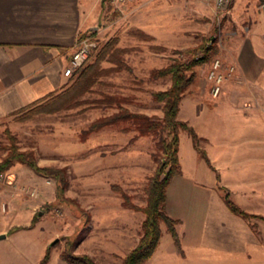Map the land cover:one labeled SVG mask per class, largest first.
I'll return each instance as SVG.
<instances>
[{"label":"rangeland","instance_id":"obj_1","mask_svg":"<svg viewBox=\"0 0 264 264\" xmlns=\"http://www.w3.org/2000/svg\"><path fill=\"white\" fill-rule=\"evenodd\" d=\"M263 2L231 0L229 10L220 11L205 0H130L124 4L104 0L99 25L93 31L97 46L79 71L43 104L0 119V162L9 147L16 145L21 151L33 152L37 164L51 170L41 174L15 163L7 171V179L0 177V228L9 225L16 212L23 222L31 220L30 226L35 218L36 231L52 235V242L59 239L48 246L52 252L56 248L60 255L65 251L88 255L97 264H122L138 244L145 219L142 211L124 207L123 202L146 206L150 180L164 157L160 141L164 133L140 134L131 120L99 125L120 109L162 120L164 102L156 100L154 93L168 89L171 78L156 77L155 72L175 61L196 60L207 48L209 60L193 68L178 119L187 123L183 103L197 100L198 90L205 91L203 103H219L224 87L219 97L211 95L207 79L211 61L219 58L226 67H236L225 60L233 51L234 33L244 34L263 16ZM83 69H87L85 74H81ZM235 72L230 79H235ZM252 98L253 110L228 119L229 127L239 135L245 131L262 139L261 143L237 145L245 151L237 161L243 168L220 173L208 155L216 158V145L199 137L198 146L206 152L211 168L184 129L179 131V161L185 178L205 185L216 181L214 190L219 197L223 186L239 207L264 217V97L254 94ZM228 100L239 104L237 97ZM187 124L202 132L197 122ZM195 167L199 172L192 170ZM173 179L175 186L186 183L178 175ZM198 195L190 191L185 199H199ZM19 203L22 207L14 208ZM120 213L134 215L139 239L115 237L121 235L119 227L90 229L92 223L97 225V217L107 219ZM246 224L256 243L249 247L250 260L238 264H264V220L255 218ZM161 228L166 253L174 242L166 226ZM117 229L120 234L113 232ZM178 252L169 253L173 257L170 264H198L189 258L180 262L185 253L183 248ZM216 260L201 264H228L227 259Z\"/></svg>","mask_w":264,"mask_h":264},{"label":"crops","instance_id":"obj_2","mask_svg":"<svg viewBox=\"0 0 264 264\" xmlns=\"http://www.w3.org/2000/svg\"><path fill=\"white\" fill-rule=\"evenodd\" d=\"M102 10V0H0V119L48 99L65 86L68 78L64 70L71 53L80 35L97 29ZM261 13L264 16V2ZM263 16L253 21L244 34L234 33L235 45L225 60L236 65V77L226 81L221 101L203 103L205 91L198 90L197 100L183 103L187 123L197 122L202 131L195 129L199 137L216 145V158L208 155L220 173L227 168H243L237 161L245 151L237 145L262 142L261 137L245 131L240 135L234 132L228 119L235 118L238 112L253 110L254 94L264 97ZM232 96L237 97L239 104L228 102ZM180 168L178 178H184L186 183L175 186L173 179L167 189V212L180 220L177 230L186 254L181 255L180 262L188 258L198 264L208 259L215 263L216 258L227 259L228 264L248 262L249 247L256 238L246 222L226 207L214 190L216 181L207 185L193 182L184 177L182 165ZM192 170L199 172V167ZM5 174L8 178V172ZM5 186L8 192V185ZM190 191L199 193L200 198L186 200ZM19 207L21 203L14 208ZM124 214L97 217V225L92 223L90 229L107 231L119 227L121 235L115 237L139 239V223L134 222V215ZM18 215L15 212L12 222L0 228V235H5L0 239V264H39L53 236L36 231L38 221L30 226L31 220L23 222ZM119 230L112 231L120 234ZM162 239L163 236L146 264H170L173 257L169 253L179 254L175 244L164 253ZM53 249L48 264H69L62 260L59 249Z\"/></svg>","mask_w":264,"mask_h":264},{"label":"trees","instance_id":"obj_3","mask_svg":"<svg viewBox=\"0 0 264 264\" xmlns=\"http://www.w3.org/2000/svg\"><path fill=\"white\" fill-rule=\"evenodd\" d=\"M102 6L104 7V0H102ZM87 34H91L92 37H94L93 31H90L80 35L79 39L84 38ZM210 49L211 48H209V50ZM212 50L215 51L216 48L212 47ZM208 52L207 48L205 49V54L196 60H192L189 63L175 61L169 67L155 72L156 77L170 76L171 78V84L168 89L154 93L156 100L164 102L162 120L151 119L146 115L135 114L127 109H120L119 113L112 118H108V120L106 119L105 123L99 125L104 126L116 121L131 120L136 124L137 130L140 134H157L160 131L164 133L160 140L164 157L160 166L156 170V173L150 180L147 191L146 206L144 208H138L125 201L123 202L124 207L135 209L136 211H142L145 214V219L142 223V233L138 244L126 254L122 264H146L153 257L160 245L163 236L161 228L162 224L166 226V230L171 235L177 249L182 252L181 238L177 230L180 220L171 217L167 212V189L173 178L181 173L179 161V131L181 129L189 132L194 147L199 150L202 158L205 159L208 166L213 168L206 152L198 146L199 136L195 129L189 126L186 122L178 119L183 94L193 80V68L200 63L209 60ZM79 69L75 73H77ZM188 71L191 72L190 75L188 74ZM86 72L87 69H83L81 74H85ZM43 102L39 101L35 106H39L43 104ZM15 163L25 164L35 172L41 174L51 172L49 168L40 167L37 164L33 152L21 151L18 146L11 145L8 149V154L3 157L0 162V174L7 172ZM217 178H219L218 175ZM220 191L221 199L234 215L242 218L246 222L255 218H262L264 220V217L249 213L239 207L231 199L230 192L227 188L221 186ZM35 222L36 219L34 218L32 225L35 224ZM50 252L51 247H48L45 256L39 264H48L50 260ZM61 257L69 264H97L88 255L73 254L70 251L63 252Z\"/></svg>","mask_w":264,"mask_h":264},{"label":"built area","instance_id":"obj_4","mask_svg":"<svg viewBox=\"0 0 264 264\" xmlns=\"http://www.w3.org/2000/svg\"><path fill=\"white\" fill-rule=\"evenodd\" d=\"M116 4H124L130 0H110ZM212 3L216 9L220 11H228L231 0H205ZM97 42L91 34H87L84 38L79 39L73 52L71 53L68 66L64 70V76L71 78L75 72L81 68L93 49L96 48ZM236 70L235 66H225L221 59L215 58L211 61V65L207 74V79L211 82V95L214 98L219 97L223 93V87ZM1 178H6L5 174H1ZM34 195V194H32Z\"/></svg>","mask_w":264,"mask_h":264},{"label":"water","instance_id":"obj_5","mask_svg":"<svg viewBox=\"0 0 264 264\" xmlns=\"http://www.w3.org/2000/svg\"><path fill=\"white\" fill-rule=\"evenodd\" d=\"M3 238H5V235H0V239H3ZM58 240H59L58 238L55 239V240L51 243V246H52L53 244H55Z\"/></svg>","mask_w":264,"mask_h":264}]
</instances>
